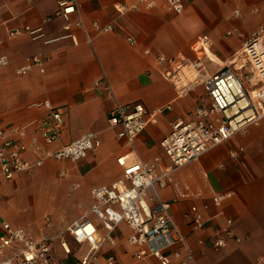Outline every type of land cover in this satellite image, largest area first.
Returning a JSON list of instances; mask_svg holds the SVG:
<instances>
[{
    "label": "crops",
    "instance_id": "0c3cea01",
    "mask_svg": "<svg viewBox=\"0 0 264 264\" xmlns=\"http://www.w3.org/2000/svg\"><path fill=\"white\" fill-rule=\"evenodd\" d=\"M153 3L146 8L138 0H77L82 26L72 27L71 36H66L64 20L55 15L57 0H0V56L9 59L8 65L0 68V130L22 128L24 134L17 138L30 162L86 132L96 133L101 140L82 160L47 158L12 180L0 179V231L5 222L27 228L35 237L50 235L55 262L76 264L83 254L84 246L75 244L64 229L83 216L96 221L89 213V190L120 176L116 157L130 151L141 160L159 158L167 165L159 143L169 134L171 123L209 102L201 86L178 97L172 81L163 77L157 56L199 58L214 72L218 63L208 57L205 49H209L220 59L219 64H235L239 69L231 58L252 31L264 27V0H183L180 13L166 9L162 0ZM93 22L111 24L112 30L95 31ZM25 27L40 28L41 36L10 35ZM203 36L209 40L208 48L200 42ZM39 55L45 59L42 72L32 66L23 75L14 73L28 57ZM43 100L62 117L59 136L51 144L43 142L40 132L46 111L31 106ZM134 102L150 110L167 105L169 109L147 125L130 146L116 136L107 114L116 104ZM239 147L243 151L238 159L230 158L229 151ZM55 180V189L62 191L61 208L79 206V210L58 217L50 207L34 218L31 207L43 188ZM226 192L231 196L215 206L212 196ZM159 194L171 203L173 221L186 236L191 252L186 264H264V116L243 133L175 169ZM192 206L201 215L202 229H192L189 224ZM45 215L52 218L47 230L42 226ZM227 228L232 237L226 239L224 248L213 249L210 238ZM128 232L124 224L119 225L113 234L115 245H103L90 264H107L108 256L114 258V264H133V248L126 242ZM57 237L67 241L71 254H63Z\"/></svg>",
    "mask_w": 264,
    "mask_h": 264
},
{
    "label": "built area",
    "instance_id": "2783aa9c",
    "mask_svg": "<svg viewBox=\"0 0 264 264\" xmlns=\"http://www.w3.org/2000/svg\"><path fill=\"white\" fill-rule=\"evenodd\" d=\"M162 1L169 11L180 13L183 10V0ZM138 3L146 8L154 5L153 0H138ZM55 15L64 20L62 29L68 32L66 36H71L69 32L72 27L82 26L77 0H57ZM72 15H76L73 20ZM92 28L98 32H108L112 30V25L102 26L93 22ZM40 30L25 27L11 31L10 35L27 33L36 38L41 36ZM127 40L134 42L132 39ZM200 42L203 48L209 47L206 36ZM235 55L230 62L236 63L240 59L247 63L252 72L251 78L228 66L209 72L199 58L157 56L156 62L162 68L163 77L172 81L178 97L201 86L209 102L195 106L187 118L176 119L171 123L169 134L159 143L167 165H163L159 158L141 160L130 151L116 157L121 169L120 176L108 184L89 190L92 198L89 213L96 221L83 216L64 229L75 244L85 248L76 264L94 262L103 245L113 247V232L121 224L129 230L126 242L133 248V264H186L191 258L186 236L173 221L171 203L160 198L159 190L165 186L175 169L224 143L234 134L243 133L249 124L256 123L264 116V27L252 31ZM8 63L7 56H0V68ZM44 64L45 59L40 55L28 57L23 65L14 69V73L23 75L32 66H38L42 72ZM247 80L253 85L258 83L254 96L257 101L247 91ZM31 106L46 111L47 120L40 132L43 142L51 144L59 136L62 123L60 112L48 100L34 102ZM165 109H169V106L150 110L139 102L116 104L108 111L107 121L115 129L116 136L131 146L133 140L147 125L155 123L157 116ZM23 134L21 127L0 130V179L12 180L17 174L40 166L47 158L55 161L82 160L101 144L96 133L86 132L30 162L24 157L25 146L17 138ZM242 151L241 147L231 150L229 157L238 159ZM230 196V192L216 193L212 196V203L220 206ZM42 221L44 230L52 227L49 215H45ZM189 224L192 229L203 228L201 215L195 206L190 208ZM227 224L230 225L231 221L227 220ZM231 237V230L227 228L223 234L216 233L211 237L210 245L215 250L222 249L226 246V239ZM57 238L63 254H71L67 241L63 237ZM52 241L50 235L35 237L27 228L12 227L2 222L0 264H62L54 261ZM173 259H177V262L173 263ZM106 263L114 264V258L108 256Z\"/></svg>",
    "mask_w": 264,
    "mask_h": 264
},
{
    "label": "rangeland",
    "instance_id": "374dc122",
    "mask_svg": "<svg viewBox=\"0 0 264 264\" xmlns=\"http://www.w3.org/2000/svg\"><path fill=\"white\" fill-rule=\"evenodd\" d=\"M236 56V55H234ZM237 63L239 66H241L239 69L236 68L235 64H215V66L212 68V71L218 70L222 65L223 67L228 66L229 68H233L235 70L241 71L243 74H246L247 77H252V72L250 68L248 67L247 63H244L242 60H237ZM211 65V64H210ZM245 85L247 86V91L253 98V100H256L254 96L256 95V89L258 88V83L253 85L248 80L245 81ZM257 101V100H256ZM58 181H50L49 184H47L41 193H39V200L34 205V207H31V213L34 218H39L43 212H45L48 208H52L56 212V216H60L59 214L64 212L66 214L72 213V211H78L79 206L75 207H66L61 208V197H62V191H58L55 188L58 186ZM60 184V183H59ZM57 196V197H56ZM56 198H58V202L56 201ZM60 205V206H59ZM74 208V209H73ZM43 217V216H42ZM114 234V232H113Z\"/></svg>",
    "mask_w": 264,
    "mask_h": 264
},
{
    "label": "bare ground",
    "instance_id": "6f19581e",
    "mask_svg": "<svg viewBox=\"0 0 264 264\" xmlns=\"http://www.w3.org/2000/svg\"><path fill=\"white\" fill-rule=\"evenodd\" d=\"M205 52L207 53V55H208V57L212 60V61H214L215 63H219V62H221L220 61V59L217 57V56H215L209 49H205Z\"/></svg>",
    "mask_w": 264,
    "mask_h": 264
}]
</instances>
